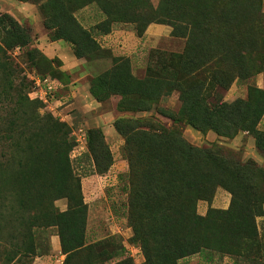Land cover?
I'll list each match as a JSON object with an SVG mask.
<instances>
[{
  "label": "rangeland",
  "instance_id": "rangeland-1",
  "mask_svg": "<svg viewBox=\"0 0 264 264\" xmlns=\"http://www.w3.org/2000/svg\"><path fill=\"white\" fill-rule=\"evenodd\" d=\"M0 45L17 72L15 79L0 71V116L14 107L9 80L25 79L37 113L63 127L67 142L52 140L43 159L68 168H49L69 197L55 194L53 207L76 211L62 221L83 230L101 264H148L130 220L134 152L139 166L154 165L139 187L159 192L175 186L156 172L177 170L166 150L179 155L180 140L227 157L229 171L214 183L231 189L212 186L199 201L206 233L192 234L206 239L178 264H264V0H0ZM46 76L66 102L53 111L30 97L34 78ZM39 224L30 238L35 254L22 264H64L73 240ZM8 248L0 233V264Z\"/></svg>",
  "mask_w": 264,
  "mask_h": 264
},
{
  "label": "trees",
  "instance_id": "trees-1",
  "mask_svg": "<svg viewBox=\"0 0 264 264\" xmlns=\"http://www.w3.org/2000/svg\"><path fill=\"white\" fill-rule=\"evenodd\" d=\"M63 38L76 44L72 36L70 38L65 35ZM0 71L5 77L17 75L1 45ZM19 79L18 76L17 80ZM4 81L7 80L4 78ZM8 85L14 90V99L9 101L14 107L7 111L6 116H0V233L10 241L5 263L22 264L24 258L35 254L34 241H30V238L34 236L35 225L44 223L49 227H58L62 241L73 240L72 248L65 251L68 256L64 264H101L93 248L84 246L83 230L79 226L62 221L66 214L74 215L76 211L70 209L68 213L59 214L53 207L55 194L61 198L69 197L66 188L49 178V168L58 167L66 172L68 168L57 157L54 164L46 163L43 159L44 155H49V144L52 140L62 139L67 142V134L52 116L41 117L37 113V108L27 99L28 85L25 79L18 86H14L9 80ZM2 105L1 110L8 108ZM180 145L179 155L166 150L170 159H178L177 170L156 172V178L173 177L175 186L169 189L163 186L159 192L152 187H139L141 175L145 173L147 178L150 177L151 172L146 168L154 165L147 161L143 167L139 166L136 164L137 149L134 152L130 220L143 246L148 264H178L180 259L199 252L206 236L196 241L192 233L199 232L201 238L206 229L203 230L204 219L196 214L197 204L205 200L213 187L223 185L227 190L231 189L224 181L219 185L214 183L217 173L229 171L231 164L221 161L227 160V157L219 151L193 148L183 140H180ZM22 150H30L34 154L30 153L24 157ZM151 159L153 160V157ZM169 163L170 161H167V164ZM233 169L235 170L234 167ZM55 171L58 170H50ZM235 178L238 179L239 175L235 174ZM160 180L157 179L156 182L159 183ZM150 182L154 184V178L150 179ZM171 193L176 198L174 204H165ZM24 211L35 214L28 219L23 214ZM3 226H6V229H3Z\"/></svg>",
  "mask_w": 264,
  "mask_h": 264
},
{
  "label": "built area",
  "instance_id": "built-area-1",
  "mask_svg": "<svg viewBox=\"0 0 264 264\" xmlns=\"http://www.w3.org/2000/svg\"><path fill=\"white\" fill-rule=\"evenodd\" d=\"M36 87L30 93L32 99L40 100L52 111L55 107L64 106L66 102L57 98L59 83L50 76L35 77ZM78 148L83 150L86 146V137L81 132L78 134Z\"/></svg>",
  "mask_w": 264,
  "mask_h": 264
},
{
  "label": "crops",
  "instance_id": "crops-1",
  "mask_svg": "<svg viewBox=\"0 0 264 264\" xmlns=\"http://www.w3.org/2000/svg\"><path fill=\"white\" fill-rule=\"evenodd\" d=\"M22 4H24V3L22 2ZM25 8H26V7H25ZM26 9H28V8H26ZM29 11H31L30 15H32V14H33V11L30 10V9H29ZM53 245H55V246H54L55 250L59 249V241H58V240H56V239L53 240ZM40 260H41V259H39V261H40ZM37 264H42V263L39 262V263H37Z\"/></svg>",
  "mask_w": 264,
  "mask_h": 264
}]
</instances>
